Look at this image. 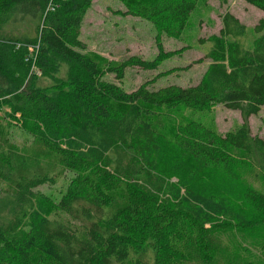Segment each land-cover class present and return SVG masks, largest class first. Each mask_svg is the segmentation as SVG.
I'll use <instances>...</instances> for the list:
<instances>
[{
    "label": "trees",
    "instance_id": "1",
    "mask_svg": "<svg viewBox=\"0 0 264 264\" xmlns=\"http://www.w3.org/2000/svg\"><path fill=\"white\" fill-rule=\"evenodd\" d=\"M118 1L123 16L153 26L158 53L107 68L120 78L170 58L161 36L179 39L192 16L198 30L210 0ZM242 1L264 13V0ZM91 2L0 0V110L19 112L32 139L30 152L0 144L11 189L0 264H217L230 248V264H264V140L247 122L264 108V20L246 46L245 27L223 14L218 34L198 40L210 47L197 85L126 93L80 51ZM37 74L50 83L36 87ZM215 106L238 111L242 124L220 135L196 118ZM66 173L58 201L38 190Z\"/></svg>",
    "mask_w": 264,
    "mask_h": 264
},
{
    "label": "rangeland",
    "instance_id": "2",
    "mask_svg": "<svg viewBox=\"0 0 264 264\" xmlns=\"http://www.w3.org/2000/svg\"><path fill=\"white\" fill-rule=\"evenodd\" d=\"M49 6L54 8L52 2H49L46 10ZM123 12H125V8L118 0H92L82 20L79 41L80 51L87 53L98 63L101 69L100 80L111 83L126 93L135 91L144 83H147L149 90H157L168 85L180 87L197 85L209 64V60L205 59L204 55L210 47L208 43L199 44L198 40L205 41L210 36L218 34L223 14L230 13L245 27L247 36L244 44L246 46H250L252 40L258 35L253 31V28L259 21L264 20V13L242 0H210L206 8L198 11V17L201 20L198 30L194 29L197 20L192 16V29L185 31L179 39L161 36L164 52L173 53L170 58L162 59L155 70L143 71L139 68H128L120 78H117L108 71V67L132 56L152 61L158 55L155 43L156 31L153 26L138 18L123 16ZM28 27L29 25L24 24L21 32H27L30 36H34L33 30ZM66 73L67 68L61 67L56 75L57 81L66 80ZM27 79L28 77L25 78V83ZM49 83V80H45L40 74H37L36 87H44ZM11 114L12 111L9 107L3 106L0 110V144L6 138L19 148L20 152H30L32 139L22 131L19 122L20 113H14V118L10 117ZM196 118H200L204 124L220 135H224L242 124V118L238 111H231L222 106H215L210 113L197 115ZM247 122L250 135L264 140V108L257 115L249 117ZM70 176L66 173L65 177H60L55 185L46 184L38 190L54 201H58L65 190L66 180ZM254 184L258 186L257 183ZM10 193V187L0 180V214H3L9 205ZM257 234V231L254 232L252 237L255 238ZM231 251L230 248L225 253V258L219 259L217 264H230ZM151 258L149 253L148 260L151 261Z\"/></svg>",
    "mask_w": 264,
    "mask_h": 264
},
{
    "label": "built area",
    "instance_id": "3",
    "mask_svg": "<svg viewBox=\"0 0 264 264\" xmlns=\"http://www.w3.org/2000/svg\"><path fill=\"white\" fill-rule=\"evenodd\" d=\"M53 9H54L53 7L49 6L46 11H53ZM29 51L32 52V49L29 48Z\"/></svg>",
    "mask_w": 264,
    "mask_h": 264
}]
</instances>
